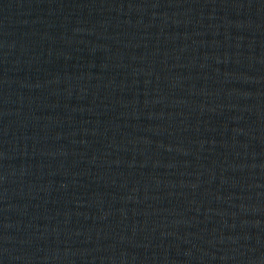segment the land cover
<instances>
[{"label": "water", "instance_id": "95a60500", "mask_svg": "<svg viewBox=\"0 0 264 264\" xmlns=\"http://www.w3.org/2000/svg\"><path fill=\"white\" fill-rule=\"evenodd\" d=\"M0 264H264V0H0Z\"/></svg>", "mask_w": 264, "mask_h": 264}]
</instances>
